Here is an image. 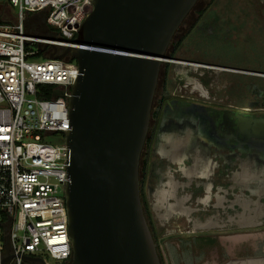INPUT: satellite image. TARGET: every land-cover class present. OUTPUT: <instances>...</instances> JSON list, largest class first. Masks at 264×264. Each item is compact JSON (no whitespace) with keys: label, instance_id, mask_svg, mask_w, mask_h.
Masks as SVG:
<instances>
[{"label":"water","instance_id":"1","mask_svg":"<svg viewBox=\"0 0 264 264\" xmlns=\"http://www.w3.org/2000/svg\"><path fill=\"white\" fill-rule=\"evenodd\" d=\"M195 2L93 0L75 40L117 52L65 47L49 55L62 58L70 50L79 67L64 132L70 149L64 194L69 264H162L141 201L139 162L160 66L180 61L167 48ZM244 114H223L216 134L229 133L264 157V116L235 119Z\"/></svg>","mask_w":264,"mask_h":264},{"label":"rangeland","instance_id":"2","mask_svg":"<svg viewBox=\"0 0 264 264\" xmlns=\"http://www.w3.org/2000/svg\"><path fill=\"white\" fill-rule=\"evenodd\" d=\"M208 2L196 0L189 11L190 16L184 23L181 22V27L174 33L167 54L173 42L187 31L197 17V11ZM0 12L3 20H17L13 9L7 4L0 5ZM45 16L46 12H39L34 17H27L28 30L36 28L41 35L47 34L49 30L45 25ZM175 58L198 65L171 62L166 75V62H163L151 109L158 96L156 91L165 83L169 97L184 95L214 113L215 121L223 114L232 115L236 112L245 114L235 116V119L264 115V75L253 73L264 72V0H214L184 38ZM157 135L158 131L154 129L147 168L143 174L140 167L139 178L142 179V205L157 242L161 263L174 264L171 253L173 247L195 257L194 264H242L243 261L264 264V215H253L258 209H264V188L258 195L236 186L230 188L234 178L241 180L243 176L234 174L236 165L223 163L219 150L213 147L210 157L216 167L212 171V162H207L204 164L205 170L198 171L210 178L197 179L198 185L194 182L187 184L182 169L188 177H192L194 173L185 172V168L193 162L190 159L180 162L189 156L188 151L170 160L166 156L174 147H183L185 139L177 138L173 147L167 149L160 148ZM165 138L169 139V136ZM46 140L59 142L63 140V135L58 132L48 134ZM222 151L225 153V150ZM208 180L213 184L212 187L207 184L205 190L202 184ZM221 188L228 190V193H223ZM220 194L224 196L223 206L219 199L215 200ZM235 194L252 200L249 208L253 212L254 222L240 221L246 215L243 210L236 205L231 208L228 206ZM202 197L204 200L210 197L209 204L201 203L199 198ZM209 220H212L211 223ZM181 240L190 242V247L183 246ZM43 256L50 264H58L49 256Z\"/></svg>","mask_w":264,"mask_h":264},{"label":"built area","instance_id":"3","mask_svg":"<svg viewBox=\"0 0 264 264\" xmlns=\"http://www.w3.org/2000/svg\"><path fill=\"white\" fill-rule=\"evenodd\" d=\"M0 2L17 18L0 22V264H39L35 256L50 264L43 254L69 264L64 194L70 149L64 132L70 128L68 100L79 74L70 50L117 51L75 40L93 0ZM30 12H46L52 30L30 32ZM65 47L70 50L64 57L49 56ZM55 132L63 140L48 142L46 136Z\"/></svg>","mask_w":264,"mask_h":264},{"label":"flooded vegetation","instance_id":"4","mask_svg":"<svg viewBox=\"0 0 264 264\" xmlns=\"http://www.w3.org/2000/svg\"><path fill=\"white\" fill-rule=\"evenodd\" d=\"M163 91V85H161L160 90L156 91L158 96L155 103L159 99H162L163 95H165L167 99H165L161 106L159 119L155 120L150 116L148 135L153 134L154 129L156 128L158 131L157 140L160 144V148L165 147L167 149H170L171 146L173 147L174 141H176L177 138L180 137L182 140L185 139V144L182 145L183 147H174L171 153H166V156H168L170 160L172 157L174 158L177 156L176 153L181 149H187L189 156L180 162L184 163V161L188 159L192 160L193 162L190 167L185 168V172L194 173L192 177H188V174L184 173V168L182 169L183 174L187 179V184L194 182L198 185L199 183H197V179L201 177L204 179L210 178L209 175L204 176L201 173H198V171L200 172V170H205L204 164H207V162H212V171L216 167V165H214L216 163L214 160H212V157H210V151L213 147L219 150V155L221 158H223V163L229 166L236 165V171L234 174L236 173V175L243 176L241 180H238L236 178L233 179V174H231L230 177L231 180L233 179V182L230 188L236 186V188H242L254 195H258L260 191L262 192L261 189L264 188V157L262 156L261 152L251 148L247 143L244 144L234 141L231 135L229 138V133L226 136H217L215 126L218 123V119L217 121L214 120V113H212L210 110H205L197 103L188 100L184 95L168 97V95L163 93ZM166 135L169 136V139L165 138ZM163 140L165 141V144L160 143ZM222 150H225V153H223ZM209 169H211V167H209ZM212 171L210 172V175ZM238 171H240V174ZM207 184H210L212 187L213 183L210 180H208L207 183L205 181L202 184L205 190ZM220 190L223 193H228V190L226 189L221 188ZM204 197L199 198L200 202L205 205L209 204L208 202L210 197L207 200H204ZM218 199L219 202H221L220 205L222 204L223 206V194L217 196L215 200ZM225 201L227 200L225 199ZM230 201L231 202L228 205L230 208L232 205H236L237 207H240L241 210H243V212L246 214L245 217H242L240 221L250 220V222H254V216H257L259 213L260 216L264 215V209H258L256 213H253L250 210L249 207L252 204V200L250 198L245 196L241 197V195L235 194L234 198H232ZM252 213L254 216H252ZM210 221L212 220H209V222Z\"/></svg>","mask_w":264,"mask_h":264},{"label":"trees","instance_id":"5","mask_svg":"<svg viewBox=\"0 0 264 264\" xmlns=\"http://www.w3.org/2000/svg\"><path fill=\"white\" fill-rule=\"evenodd\" d=\"M214 2V0H209L208 4L199 9L197 12V17L195 19H193V21L190 23L189 25V28L187 29V31L182 34L177 40H175L173 42V47L172 49L168 52V55L170 57H174L175 58V55L178 51V49L180 48L184 38L194 29L195 25L197 24V22L200 20V18L204 15V13L206 12V10L210 7V5ZM3 4H6L5 2H0V5H3ZM194 7V6H193ZM37 13H33V12H30L27 17H34ZM190 16V12L187 14L186 18L182 21V23H184L186 21V19ZM5 22L6 20H3L2 18V13L0 12V22ZM8 21V20H7ZM46 23V22H45ZM181 23V24H182ZM47 26V24H45ZM181 27V26H180ZM179 27V28H180ZM48 29L52 30V28L50 26H47ZM178 28V30H179ZM30 31V30H29ZM177 31V30H176ZM32 33H39L40 32L34 28L33 31H30ZM169 48V47H168ZM171 62H166V68H165V72H166V75L168 74V65L170 64ZM163 93L167 94L168 95V90L166 89V85L165 83H163ZM169 97V95H168ZM166 96L163 95L162 99H159L153 106L152 108V111H151V117L154 118L155 120H158L159 119V114H160V111H161V106L163 104V102L165 101ZM156 129V128H155ZM152 140H153V134L151 135H147V138L145 140V143H144V146H143V149H142V152H141V155H140V162H139V170H140V167H141V170H142V173L144 174L146 168H147V156L149 154V149H150V146H151V143H152ZM176 143V141H175ZM179 145L180 144V141L177 142ZM183 156H181L182 158ZM142 180V179H141ZM140 180V182H141ZM181 244L185 247H190V242H187L186 241H182L181 240ZM159 246V244H158ZM184 247V248H185ZM171 253H172V261L174 262V264H194V259L195 257H193L192 255H190V253L186 252L185 250L182 251H179L177 250L176 248H173L171 247ZM162 256V255H161Z\"/></svg>","mask_w":264,"mask_h":264},{"label":"bare ground","instance_id":"6","mask_svg":"<svg viewBox=\"0 0 264 264\" xmlns=\"http://www.w3.org/2000/svg\"><path fill=\"white\" fill-rule=\"evenodd\" d=\"M179 63H180V64H185L184 61H182V60H180V61L177 62V64H179ZM197 65H198V64L193 63V66H197ZM220 68H221V67H220ZM220 68H219V69H220Z\"/></svg>","mask_w":264,"mask_h":264},{"label":"crops","instance_id":"7","mask_svg":"<svg viewBox=\"0 0 264 264\" xmlns=\"http://www.w3.org/2000/svg\"><path fill=\"white\" fill-rule=\"evenodd\" d=\"M245 222H247V221H245ZM242 264H249V261H243ZM251 264H253V263H251Z\"/></svg>","mask_w":264,"mask_h":264}]
</instances>
